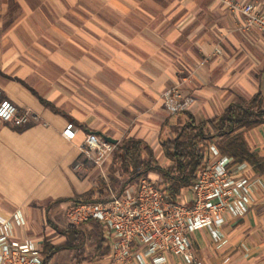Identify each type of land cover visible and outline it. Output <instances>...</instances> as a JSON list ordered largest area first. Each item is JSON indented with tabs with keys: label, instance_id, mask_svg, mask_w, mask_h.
I'll return each mask as SVG.
<instances>
[{
	"label": "crops",
	"instance_id": "obj_1",
	"mask_svg": "<svg viewBox=\"0 0 264 264\" xmlns=\"http://www.w3.org/2000/svg\"><path fill=\"white\" fill-rule=\"evenodd\" d=\"M233 1L264 8V0ZM242 21L226 0H0L1 98L36 116L22 126L0 121V221L8 224L10 237L31 238L41 249L45 240L63 243L65 227L79 229L84 244L96 229L97 240L102 234L108 245L97 260H91L97 240L88 257H79L82 248L60 251L78 252L73 264L78 258L86 259L81 264H106L112 246L99 224L69 225L65 218L76 194L108 178L110 162L95 167L78 143L87 133L116 145L131 137L163 155L160 141L186 120L164 109L167 88L192 99L186 111L196 121L257 91L264 94V38L243 31ZM68 122L76 128L71 140L61 135ZM245 138L264 156V124ZM249 174L253 200L243 217L226 213L221 249L204 229L189 233L196 260L264 264V175L252 167ZM144 175L161 178L155 171ZM119 181L107 197L128 184ZM189 199L184 190L180 200ZM16 213L23 224L14 221ZM45 230L56 232L60 243L43 239ZM163 264L186 263L167 254Z\"/></svg>",
	"mask_w": 264,
	"mask_h": 264
},
{
	"label": "built area",
	"instance_id": "obj_2",
	"mask_svg": "<svg viewBox=\"0 0 264 264\" xmlns=\"http://www.w3.org/2000/svg\"><path fill=\"white\" fill-rule=\"evenodd\" d=\"M229 8L239 12L243 31L256 30L264 38V8L253 1L226 0ZM162 104L169 114L186 111L192 105L190 97H183L175 86L162 93ZM36 119L28 110L19 111L16 104L1 98L0 121L22 126ZM76 128L65 124L61 135L74 138ZM79 153L95 167L110 162L113 144L94 133H87L78 143ZM79 165H76L78 167ZM247 163L233 164L232 158L222 155L212 143L205 150V164L198 170L195 183L184 190L190 193L188 202L170 199L163 191L160 179L146 175L134 183L112 192L105 200L73 202L66 210L69 225L95 221L111 241L112 251L106 264H163L167 254L183 259L186 264H204L193 256L189 233L204 229L215 248L221 249L227 237L220 227L229 219L243 217L253 200ZM17 225L24 223L20 213L13 215ZM143 247L139 250V247ZM40 246L31 238L10 237L8 224L0 221V264H41Z\"/></svg>",
	"mask_w": 264,
	"mask_h": 264
},
{
	"label": "trees",
	"instance_id": "obj_3",
	"mask_svg": "<svg viewBox=\"0 0 264 264\" xmlns=\"http://www.w3.org/2000/svg\"><path fill=\"white\" fill-rule=\"evenodd\" d=\"M176 114H185L186 120L178 122L172 133L160 141L167 164L161 165L152 147L141 139H122L112 155L107 180L76 194L74 200H105L109 188L117 186L120 178L129 183L148 171L157 172L164 193L170 199L178 200L184 189L195 183L198 170L205 164V150L209 143H213L222 155L231 157L233 164L247 163L254 173L264 175V156L252 150L245 138L248 130L264 124V94L261 91L248 99L232 102L219 115L202 121H196L187 111ZM61 232L65 237L63 243L43 241L41 264H51L54 255L62 249L79 251L82 248L84 236L79 229L68 226ZM92 251L93 261L107 253V240L102 234ZM84 260L78 258L74 264H81Z\"/></svg>",
	"mask_w": 264,
	"mask_h": 264
},
{
	"label": "rangeland",
	"instance_id": "obj_4",
	"mask_svg": "<svg viewBox=\"0 0 264 264\" xmlns=\"http://www.w3.org/2000/svg\"><path fill=\"white\" fill-rule=\"evenodd\" d=\"M156 149H158V147H156ZM157 151L158 150H156V155H155V153H154V155L157 158L158 162L161 165H164V161L165 160L163 161V155H160L159 152H157ZM62 220L65 221L64 217H63ZM52 221H54V220H52ZM48 224L49 223H47V225ZM59 226L62 227V223H59ZM46 230H45V232L42 231L43 239L44 238L45 239L48 238V239H51L53 241H56V243H60L59 239H61V238L59 237V235L56 232L55 233L54 232L49 233V231H46ZM86 235H87L86 241H85V244L83 245V247H82V249L80 251L79 257H88L90 255V253H91V247L94 245V243L97 240V231H96V229L93 230V232H89V234H86ZM74 253H78V252H71V251H68V250L60 251L55 256V259L53 260L52 264H73Z\"/></svg>",
	"mask_w": 264,
	"mask_h": 264
},
{
	"label": "water",
	"instance_id": "obj_5",
	"mask_svg": "<svg viewBox=\"0 0 264 264\" xmlns=\"http://www.w3.org/2000/svg\"><path fill=\"white\" fill-rule=\"evenodd\" d=\"M109 141H110V142H114V141H112V140H110V139H109Z\"/></svg>",
	"mask_w": 264,
	"mask_h": 264
}]
</instances>
